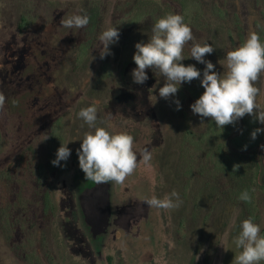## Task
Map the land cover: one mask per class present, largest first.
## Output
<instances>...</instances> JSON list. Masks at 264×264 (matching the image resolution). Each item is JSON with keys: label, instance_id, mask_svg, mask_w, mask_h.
Segmentation results:
<instances>
[{"label": "rangeland", "instance_id": "obj_1", "mask_svg": "<svg viewBox=\"0 0 264 264\" xmlns=\"http://www.w3.org/2000/svg\"><path fill=\"white\" fill-rule=\"evenodd\" d=\"M182 1L0 0V92L6 98L0 110V264H232L239 251L232 240L252 217L234 207L244 190L258 206L253 221L263 235L264 191L254 177V149L233 147L241 128L233 134L232 125L217 128L191 111L204 92L205 68L187 58L191 42L181 63L195 65L201 77L183 83L174 97L159 96V73L147 69L148 80L136 84L131 72L135 44L147 43L146 26L154 22L137 24L139 14L157 19L175 13L195 32L206 27L203 42L214 51L205 59L222 73L227 51L241 44L239 34L244 42L254 31L264 42V0H256V10L251 0H226L222 19L211 0H185L184 7ZM84 13L90 17L86 28L61 26L62 18ZM23 17L28 20L21 29ZM108 27H118L120 36L101 59L98 37ZM257 87L264 93V75ZM258 99L264 104V96ZM92 104L97 126L131 134L138 158L145 148L152 154L150 164L141 163L123 185L110 183L115 205L130 209L173 190L183 201L171 211L145 203L147 214L131 220L133 229L116 224L100 245L93 243L79 204L81 191L96 184L85 180L77 156L90 130L78 113ZM245 117L250 141L264 125ZM257 140L264 142V132ZM62 143L71 155L53 166Z\"/></svg>", "mask_w": 264, "mask_h": 264}, {"label": "clouds", "instance_id": "obj_2", "mask_svg": "<svg viewBox=\"0 0 264 264\" xmlns=\"http://www.w3.org/2000/svg\"><path fill=\"white\" fill-rule=\"evenodd\" d=\"M89 22L90 17L84 13L62 18L60 24L67 29H83ZM151 32L147 43L135 44L133 61L136 67L131 72L134 83L144 84L148 80L146 70L151 69L164 78V85L159 88V96L169 99L176 95L183 83L200 79L201 71L195 65L185 66L181 63L186 59L184 49L191 42L187 58H194L198 63L205 65L200 81L204 92L190 105L192 113L202 119L210 118L220 129L226 125H234L245 115L264 125V104L258 99L264 96V93L257 87V82L264 75V42L258 33L250 32L243 43L227 51L224 57V71L218 73L214 70L215 65L205 59L206 55L213 53V46L208 42H197L182 15L167 13L157 18ZM119 36L118 27H108L101 32L98 37L102 46L101 59L111 54L109 45L118 42ZM5 100V95L0 92V110L4 108ZM174 103L179 110L180 101L175 100ZM97 114L96 104L82 108L78 113V117L90 129L84 133L82 143L77 149L79 168L84 173L85 180L96 184L123 185L141 163L145 166L150 164L152 154L145 148L138 158L134 137L126 131L110 132L105 127L97 126ZM106 117L111 119L112 113H107ZM261 132H264V129H254L251 138L255 140ZM67 144L62 143L57 149L56 158L51 161L53 166H61L60 162L67 161L70 157L71 150ZM261 147L264 148V145ZM238 199L250 202L251 195L248 190H244ZM144 202L150 208L165 211L178 209L183 203L175 190L163 198L155 195L145 198ZM232 243L239 250L232 264L264 262V235H261V228L252 217L241 222L240 231Z\"/></svg>", "mask_w": 264, "mask_h": 264}, {"label": "water", "instance_id": "obj_3", "mask_svg": "<svg viewBox=\"0 0 264 264\" xmlns=\"http://www.w3.org/2000/svg\"><path fill=\"white\" fill-rule=\"evenodd\" d=\"M79 204L93 243L98 245L108 236L112 226L119 224L129 232L131 220L136 216L147 214L146 211H142L147 209L145 203L136 207L131 206L130 209L118 208L111 195V186L107 183L97 184L89 192L83 193ZM95 249L100 254V250L97 247Z\"/></svg>", "mask_w": 264, "mask_h": 264}, {"label": "trees", "instance_id": "obj_4", "mask_svg": "<svg viewBox=\"0 0 264 264\" xmlns=\"http://www.w3.org/2000/svg\"><path fill=\"white\" fill-rule=\"evenodd\" d=\"M192 1H194L195 3H197V2L198 3H201L203 0H192ZM210 2L213 3L214 7H219V9L217 10L218 11V14L217 15L219 16V18L222 19V18H224L223 17L224 15L227 16V14H225V10L226 9L224 8L225 7L224 4H226V0H220V4L219 5H218V3H219L218 0H211V1H209V3ZM235 2L238 3L239 0H235ZM240 2H242V1L240 0ZM206 3H208V2L206 1ZM250 4H252L251 5V9L252 10L253 9L256 10L257 1L256 0H251ZM184 5H185V0L182 1V6L184 7ZM220 6H222V7L220 8ZM150 19H153L154 22L156 20V18L149 17V14H147L146 16L139 14V16H137V19H133V21H136L137 24H140L141 22H144V21L150 20ZM27 20L28 19H26V17H23L22 18V23L20 24V28L21 29L27 24ZM235 20L238 22V19L236 18V16H235ZM154 22H153V24H154ZM222 22L226 24L225 19H223ZM131 25H134V23H132ZM226 26H228V25L226 24ZM205 28L203 29V31H200V32H195L194 30H192L193 35L195 36L197 42H203L204 41L203 40L204 39L203 38L204 35H207V33H209V32H207V30ZM151 29H152V27L149 28V27L146 26V32H147V33H145L146 34V38L143 37V39L146 42H148L149 37L152 35ZM191 29H193V28H191ZM209 31H211V29ZM227 33H229V36H230L231 33H232V31L229 30V28H228L227 29ZM239 38H240V42L243 43L242 42V37H241L240 34H239ZM181 87H183V84L181 85ZM181 94H183L185 96V99H186V97H187L186 96V93L184 91H181ZM181 99L183 101L185 100L183 98H181ZM240 123H241V126H240ZM210 126H212L211 123H210ZM232 126H233L232 127V133L233 132L234 133H237V132H235V130L237 131L240 128L242 129L231 140V143H232L233 147L235 149H237V150H240V151H245V150L246 151H249V150L254 149L253 152H252V154H251V156H250L251 159L253 160V163H254V166H255L254 177L256 179V183L259 186V188L264 191V148L261 147L262 145H264V142H263V140L262 141L261 140H257V141L250 140V141H248L249 124L246 123V117L245 116L242 119H240L239 121H237ZM210 128H212V127H210ZM235 174H236V168L234 169V175ZM231 175H232V173H231ZM240 194H238V197H239ZM235 202H236V204H235L234 207H237V206L241 207L242 209L245 210V212H249L252 215L253 220H255L254 210H256V207H258V206L254 202V199H253L252 196H251V201L250 202H244V201H241L239 199L238 200H235ZM250 210H252V212ZM263 235H264V233H263ZM262 264H264V262H262Z\"/></svg>", "mask_w": 264, "mask_h": 264}, {"label": "flooded vegetation", "instance_id": "obj_5", "mask_svg": "<svg viewBox=\"0 0 264 264\" xmlns=\"http://www.w3.org/2000/svg\"><path fill=\"white\" fill-rule=\"evenodd\" d=\"M107 184H110V183H107ZM96 185V184H95ZM95 185L93 186V187H95ZM111 186V185H110ZM81 193H85V191L83 192V191H81ZM81 193H80V195H81ZM80 195H79V197H80ZM80 209H81V207H80ZM81 212H82V210H81ZM82 215H83V213H82ZM134 226H136V222H135V224H133L132 226H131V228L133 229L134 228ZM122 228V227H121ZM131 232H132V230H131ZM117 234L119 233V231H117L116 232Z\"/></svg>", "mask_w": 264, "mask_h": 264}]
</instances>
